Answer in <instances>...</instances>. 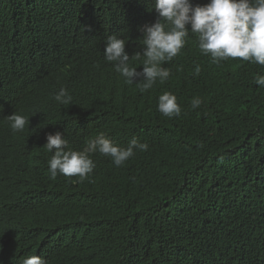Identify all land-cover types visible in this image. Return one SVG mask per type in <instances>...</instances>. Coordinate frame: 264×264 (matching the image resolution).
Segmentation results:
<instances>
[{
	"label": "trees",
	"instance_id": "16d2710c",
	"mask_svg": "<svg viewBox=\"0 0 264 264\" xmlns=\"http://www.w3.org/2000/svg\"><path fill=\"white\" fill-rule=\"evenodd\" d=\"M209 0H192L205 5ZM155 0H0V264H264V66L211 63L189 32L163 83L141 92L104 57L143 54ZM141 60L129 63L143 71ZM201 71L195 74L196 67ZM72 96L59 104L60 88ZM177 97L165 117L158 97ZM199 97L200 107L191 101ZM29 117L14 132L6 117ZM83 150L99 133L136 151L92 154L86 179L51 178L47 135Z\"/></svg>",
	"mask_w": 264,
	"mask_h": 264
},
{
	"label": "clouds",
	"instance_id": "9594fccd",
	"mask_svg": "<svg viewBox=\"0 0 264 264\" xmlns=\"http://www.w3.org/2000/svg\"><path fill=\"white\" fill-rule=\"evenodd\" d=\"M158 19L151 25L143 26V54L136 52L135 60H141L143 71L129 63V54L125 51L126 43L116 35L109 36L105 45L104 57L113 63L115 72L125 78V83L134 84L140 79L141 92L152 89L157 81L163 84L171 75L162 64L173 60L187 43L189 32L198 36V47L203 55L211 57V63L219 65L228 58H240L264 66V0H209L205 5H194L192 0H155ZM199 66L195 74L199 75ZM255 84L264 88V75L255 77ZM59 104L69 105L72 96L61 87L54 96ZM202 100L193 98V109L200 107ZM158 111L165 117L181 115L177 97L165 91L158 97ZM14 132L23 131L29 125V117L13 113L6 117ZM45 148L54 153L48 161L51 178L58 174L67 177L87 178L96 167L92 154L99 153L110 157L112 163L120 167L136 151H147L149 145L137 138L131 139L126 146H121L99 133L94 139H88L83 150H73L64 134L56 132L46 137ZM22 264H48L43 257L29 255L22 259Z\"/></svg>",
	"mask_w": 264,
	"mask_h": 264
}]
</instances>
